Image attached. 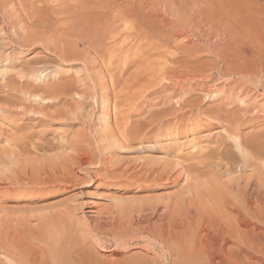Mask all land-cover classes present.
<instances>
[{
  "label": "rangeland",
  "instance_id": "rangeland-1",
  "mask_svg": "<svg viewBox=\"0 0 264 264\" xmlns=\"http://www.w3.org/2000/svg\"><path fill=\"white\" fill-rule=\"evenodd\" d=\"M121 3L0 0V264H197L144 242L132 221L141 206L172 208L149 230L196 249V228L211 215L227 223V209L264 232V218L229 188L236 179L264 195V175L257 183L258 169L240 168L230 139L244 140L254 163L263 158L264 20L215 29L196 11L161 6L157 27L142 29L116 13ZM45 84L59 93L35 98ZM237 234L226 250L264 263V244L248 248Z\"/></svg>",
  "mask_w": 264,
  "mask_h": 264
},
{
  "label": "bare ground",
  "instance_id": "bare-ground-1",
  "mask_svg": "<svg viewBox=\"0 0 264 264\" xmlns=\"http://www.w3.org/2000/svg\"><path fill=\"white\" fill-rule=\"evenodd\" d=\"M138 4H136V2L134 0H122V3H121V8L120 10L116 11V13L118 15H120L122 18H128V19H135V17H137V19H135L137 22H138V25L140 26V28H154V27H157V23L156 22H152L151 21V16L152 15H155L157 16L158 15V12H156L155 10L157 9L159 11L160 7L163 6L165 10H170L171 8H175V9H178L180 10V12H183V15H187L189 14L188 11L189 10H192L193 12L196 11V16H193V18L195 20H197L198 18L199 19V22L200 23H205V27L207 26H210L212 28H214L215 26H218L220 25L222 22H225V21H231V24H228L229 27H231V29L234 28V25L236 26H245V27H250V28H253L255 27L256 25V22L259 20H264V0H138L137 1ZM15 6V5H14ZM145 9H149L148 11L146 10L145 12ZM191 13V12H190ZM193 14V13H191ZM163 20V19H162ZM225 20V21H223ZM164 24H165V27H166V24H169L167 23V20L164 19ZM171 23V22H170ZM226 23V22H225ZM223 24V23H222ZM23 25V24H22ZM30 25V24H29ZM32 25V24H31ZM246 25H249V26H246ZM163 27L162 25L160 24V28L159 30H161ZM210 29V28H209ZM216 29V27H215ZM248 29V28H247ZM182 31V30H181ZM210 31V30H209ZM47 32V31H46ZM204 32V31H203ZM175 33V32H174ZM209 34V33H208ZM178 35V34H177ZM176 36V35H175ZM209 37V36H208ZM211 38V37H210ZM186 39V38H185ZM29 40V39H28ZM190 43V42H189ZM45 45V44H44ZM215 48V47H214ZM46 50V49H45ZM218 51V50H217ZM93 53V52H92ZM56 54H58V56L63 60V61H67L68 59H71L73 58L75 55L73 53H67L65 51H60V52H56ZM222 58V57H221ZM82 62V61H81ZM86 69V68H85ZM241 71V70H240ZM264 71V68L262 67L260 69V72H263ZM245 72L249 73V75H251V77L253 76V74H255V77L258 76V72L256 71V69L252 68V70H245ZM235 73V72H234ZM252 73V74H251ZM41 75V74H40ZM39 75V77H40ZM43 75V74H42ZM245 75V74H244ZM57 76V75H56ZM42 77V76H41ZM255 77H253L255 79L254 82H256V79ZM259 77V76H258ZM104 78V77H103ZM102 78V79H103ZM91 79V78H89ZM101 79V80H102ZM92 80V79H91ZM110 80V79H109ZM252 80V79H251ZM94 82V81H93ZM112 82V81H111ZM260 82V81H259ZM96 83V82H95ZM258 83V82H257ZM256 84V83H255ZM46 86L42 87L43 89H45L43 91V95H35L33 94V96L35 98H40L41 100H44L47 98V96H53V95H57L59 93V89H58V85L56 87L53 86V84H50L49 86L47 84H45ZM263 85V84H262ZM94 86V85H93ZM96 86V84H95ZM94 86V87H95ZM112 86V85H111ZM62 89V88H61ZM63 91V90H62ZM61 91V92H62ZM222 93V91H215L213 92V98H216L220 96V94ZM247 93V92H246ZM244 94V93H243ZM212 95V94H211ZM93 96V95H92ZM46 97V98H45ZM99 96H97L98 98ZM208 97V96H206ZM210 97V96H209ZM210 97V98H212ZM221 97V96H220ZM230 97V96H229ZM236 97V96H235ZM248 97V96H247ZM102 98V97H101ZM237 98V97H236ZM251 98V97H250ZM217 99V98H216ZM235 100V99H234ZM237 100V99H236ZM235 100V101H236ZM249 100H252V99H249ZM241 103L242 104H247L248 102L246 101L245 98H242L241 97ZM250 103V102H249ZM252 103V102H251ZM250 105V104H248ZM254 105V104H252ZM263 108V106H262ZM256 109H259L256 108ZM260 110H262L260 108ZM259 110V111H260ZM244 116V115H243ZM224 133V132H223ZM182 138V137H181ZM232 141L234 142V148H236L238 151V154L239 156H241V160H243V162L241 161V164L243 163L244 165L242 167H240L241 169H245L247 166L249 167H252L254 169H258V170H255V171H259L257 173V183H261L262 181V177L264 175V156L263 158H259V162L256 161L255 163L252 161V159H255L257 158L255 156V158H253V154L250 152V148H248L247 144L245 143L244 140H241L240 138H236V137H233L231 136ZM189 141V140H188ZM199 141V140H197ZM188 144H192V147L194 148L193 149V152L194 150L198 147L197 145L199 144L198 142H196V139H191V141L188 143ZM191 148V147H190ZM235 155V154H234ZM236 157V155H235ZM237 158V157H236ZM258 159V158H257ZM261 159V160H260ZM256 160V159H255ZM223 163V162H222ZM258 163V164H256ZM86 164H89V163H86ZM227 164L226 163V167H227ZM86 167L88 165H85ZM92 166V165H91ZM98 166V165H96ZM224 166V165H223ZM222 166V167H223ZM229 166V164H228ZM248 167V168H249ZM232 169V167H231ZM247 169V168H246ZM250 169V168H249ZM230 175L233 173V171H231L230 169L227 170ZM243 173V172H242ZM233 175V174H232ZM236 175V174H235ZM242 175V174H241ZM238 176V175H237ZM228 179V178H227ZM253 179V178H252ZM264 179V178H263ZM236 180V179H235ZM235 180H233L235 182ZM251 180V179H250ZM247 182L248 185H252V181ZM237 181V180H236ZM248 181V180H247ZM195 182V181H194ZM232 182V181H230ZM230 183L229 185V188L232 190V193L233 191H235L234 193L236 194V196H234L235 198L239 197L240 196L242 197V201L243 202H247L246 203V207L248 206L249 209L247 208L246 210H249V211H253L255 212L258 216V218L260 220H262L264 218V198H263V193H261L262 190H260V193L258 194V189H256L258 187V184H257V187H251L252 188V191H253V188H255L254 190L257 192H252L251 189L250 191L247 193L246 192V189H242V188H247L246 186H243V187H240L239 183H237L238 185H236L235 183ZM245 182V181H244ZM255 184V186H256ZM263 183H261V187L262 189H264V184L262 185ZM254 186V185H253ZM259 189H261L260 187H258ZM249 189V188H247ZM187 190V189H186ZM251 192V193H250ZM188 192L187 191V195L188 196ZM233 193V195H234ZM232 195V196H233ZM259 195V196H258ZM185 197V196H184ZM260 198V199H258ZM187 199V198H186ZM191 199V198H190ZM206 200V199H205ZM235 201V199H233ZM232 200V201H233ZM237 200V199H236ZM241 200V199H240ZM255 200V201H254ZM231 201V202H232ZM238 201V200H237ZM256 202V203H260V205L255 208L253 206H250V204H252V202ZM186 202V201H185ZM231 207L232 206H235L233 205L235 202L231 203ZM241 202V201H239ZM238 202V204H240ZM251 202V203H249ZM163 206H166L165 205V202L163 201ZM174 204V203H173ZM224 204V203H223ZM222 204V205H223ZM248 204V205H247ZM221 205V206H222ZM226 206V204H224ZM254 205V204H253ZM129 206V205H128ZM140 206V205H139ZM149 206V205H148ZM237 206V205H236ZM133 207V206H132ZM173 207V206H172ZM228 207V206H227ZM245 207V208H246ZM253 207V208H252ZM131 208V207H130ZM226 208V207H225ZM229 208V207H228ZM236 209L234 210H237V207H235ZM239 208V206H238ZM241 208V207H240ZM172 209V208H171ZM170 209V210H171ZM205 210V208H203ZM133 210V208L131 209ZM170 210L167 207H163V208H158V207H155V206H149V207H146L144 208L143 206L140 207V209H138V214L135 215L132 219L133 224L134 225H140L139 227L142 226V233L143 234V237H141L144 242L146 244H148V246H155L156 245H160L162 248V251L165 252V248L167 250V253H169L170 255H173V254H176L178 255L180 252L184 251L186 254H190L194 257V259L196 260L197 264H244V259L245 258V254H242L240 258H238V256H240V254L238 256H236V253L234 257V254L232 251H229L228 248L226 250V247L228 246L229 244V241L231 240L229 237H231L232 235V232H237L238 234L237 235H241L242 238H244V240L246 241V244L243 242V244L247 245L248 248H253L255 246V244L258 246L260 244H264V232L262 230V232L260 231L261 228L255 226L253 227L255 224L251 223L249 220L245 219L244 215L242 216V210L240 211L241 212V215H239L238 217H236V219L234 218L233 221L230 220V218L232 219L235 214L237 213L236 212L235 214H231V213H227L229 212L228 209L226 211V216L227 217V223H231L233 225H230V224H227V223H221L219 225V222H213L214 220L216 221L215 218H218L217 217H214L211 215V217L213 218V220L211 221L210 220V216L209 217V223L206 219V222L209 224L207 225H202V230L201 228L199 230H201V232L198 231V229L196 228L197 230V233L198 235L197 236H200L198 242H199V249H196V248H192L191 245H188L186 243V241H184L183 239H169V237L166 236V234L162 233V232H157L156 234H152L151 230H149L148 228V224L153 220H156L158 222V224L160 223V226H162L161 224H164L165 222V219L166 217L169 215L170 213ZM230 210V209H229ZM233 211V209H231ZM230 210V211H231ZM239 210V209H238ZM237 210V211H238ZM246 210H243V212H245ZM255 210V211H254ZM134 211V210H133ZM132 211V212H133ZM137 211V210H135ZM173 211V210H172ZM127 212V211H126ZM248 212V211H247ZM121 213V212H120ZM191 213V211H190ZM189 213V214H190ZM193 213V212H192ZM206 214V211L204 212ZM223 213V212H222ZM254 213V215H255ZM126 214V213H125ZM194 214V213H193ZM225 214V213H224ZM231 214L234 215L233 217H230L229 218V215ZM240 214V213H239ZM245 214V213H243ZM132 215V214H131ZM222 215V214H221ZM220 215V217H221ZM250 215V214H249ZM190 216V215H189ZM205 216V215H204ZM224 216V215H223ZM246 216V215H245ZM251 216V215H250ZM253 216V215H252ZM127 217V216H126ZM219 217V218H220ZM249 217V216H248ZM207 218V217H206ZM211 218V219H212ZM222 218V217H221ZM102 219V218H101ZM105 219V218H104ZM103 219V221H104ZM111 219V218H110ZM117 219V218H116ZM131 219V218H130ZM191 219V218H190ZM223 220H225L224 218H222ZM255 219V218H254ZM179 221V219H176ZM204 220V218H203ZM225 220V221H226ZM230 220V221H229ZM115 221V219H114ZM106 222V221H105ZM155 222V221H154ZM180 222V221H179ZM253 222V220H252ZM108 223H109V220H108ZM116 223H118L117 221L115 222V225H117ZM126 223V222H125ZM124 223V225H125ZM173 223V222H172ZM205 223V224H207ZM256 223V222H255ZM107 224V222H106ZM130 224V223H129ZM132 224V226H133ZM157 224V225H158ZM176 224V223H175ZM227 224V225H226ZM260 223H258L259 225ZM102 225V224H101ZM109 225V224H108ZM218 225V229H216ZM253 225V226H252ZM262 225V224H260ZM110 226V225H109ZM164 226V225H163ZM166 226V225H165ZM164 226V227H165ZM173 226V225H172ZM182 226V225H181ZM205 226V227H203ZM234 226V229H232V227ZM252 226V227H251ZM102 227V226H101ZM121 227V226H120ZM201 227V226H200ZM226 227V229H225ZM115 228V227H114ZM130 228V226H129ZM137 228V227H136ZM160 228V227H159ZM176 228V227H175ZM179 228V227H178ZM135 229V227H134ZM264 229V228H262ZM92 230V229H90ZM131 230V229H130ZM139 230V228H138ZM136 231V230H135ZM137 232V231H136ZM193 232V231H192ZM191 232V233H192ZM103 233V232H102ZM128 233V232H127ZM104 234V233H103ZM132 234V233H131ZM135 234V232L133 233V235ZM140 234V235H141ZM202 234H204L202 236ZM107 235V234H106ZM191 235V234H190ZM193 237L195 236V234L193 233L192 234ZM235 235V234H234ZM243 235V236H242ZM130 236V234H129ZM108 237V236H107ZM110 237V235H109ZM131 237V236H130ZM140 237H137L140 239ZM235 239H239V241L237 242H240V237H237L234 236ZM102 238V237H101ZM99 238V239H101ZM113 238V237H112ZM133 238V237H131ZM130 238V239H131ZM188 238V237H187ZM190 238V236H189ZM114 239V238H113ZM121 239V238H120ZM125 239V238H124ZM128 239V240H130ZM136 239V238H135ZM195 239V238H194ZM197 239V238H196ZM121 241V240H120ZM242 241L240 242V244L242 245ZM118 242V241H117ZM123 242V241H121ZM131 242V241H130ZM127 243V242H125ZM117 244V243H116ZM238 244V243H237ZM236 244V245H237ZM130 245V244H129ZM244 245V246H245ZM147 246V245H146ZM229 246H233V244H229ZM228 246V247H229ZM239 245H237L238 247ZM243 246V247H244ZM261 246V245H260ZM124 247V246H121V248ZM128 247V246H127ZM234 247V246H233ZM236 247V249H237ZM150 248V247H149ZM148 248V249H149ZM160 248V247H159ZM240 248V247H239ZM238 248V250H240ZM259 248V247H258ZM264 248V247H263ZM151 249V248H150ZM153 249V248H152ZM238 250H236V252H238ZM247 250V248H246ZM250 250V249H249ZM255 250V248H254ZM157 251V250H156ZM241 251V250H240ZM245 251V250H244ZM162 252V253H163ZM239 253V252H238ZM244 253V252H243ZM251 253H253L251 251ZM264 253V250L263 252ZM157 254V253H156ZM161 254V253H160ZM250 254V253H249ZM255 254V253H254ZM162 255V254H161ZM248 255V254H247ZM251 255V254H250ZM257 255V254H256ZM159 256V255H157ZM255 257V256H254ZM257 257H255L254 260H251L252 261H255L257 262L258 259H256ZM163 259V257H162ZM261 259V257H260ZM247 260V259H246ZM248 262V263H247ZM246 262V264H255V263H249V260ZM259 262V260H258ZM170 263V262H169ZM257 264V263H256ZM259 264H264V263H259Z\"/></svg>",
  "mask_w": 264,
  "mask_h": 264
}]
</instances>
